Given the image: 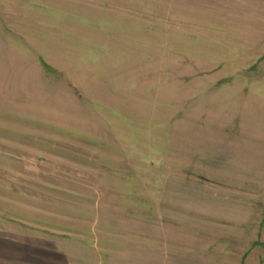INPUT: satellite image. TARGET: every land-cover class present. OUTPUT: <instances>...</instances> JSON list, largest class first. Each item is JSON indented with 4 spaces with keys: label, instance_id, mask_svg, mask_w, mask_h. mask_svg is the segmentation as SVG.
<instances>
[{
    "label": "rangeland",
    "instance_id": "rangeland-1",
    "mask_svg": "<svg viewBox=\"0 0 264 264\" xmlns=\"http://www.w3.org/2000/svg\"><path fill=\"white\" fill-rule=\"evenodd\" d=\"M0 239L264 264V0H0Z\"/></svg>",
    "mask_w": 264,
    "mask_h": 264
},
{
    "label": "crops",
    "instance_id": "crops-1",
    "mask_svg": "<svg viewBox=\"0 0 264 264\" xmlns=\"http://www.w3.org/2000/svg\"><path fill=\"white\" fill-rule=\"evenodd\" d=\"M0 241H1V239H0ZM20 242H23V241H20ZM29 242V241H28ZM27 241H25L24 243L25 244H27L28 243ZM19 243V242H18ZM18 243H16V242H12V254H14V255H16V254H20V255H22V256H27L28 254H27V252L25 251V248H27L26 246H24V245H22V246H19L18 245ZM4 244V243H3ZM2 246H5V245H2V244H0V247H2ZM31 248L30 249H32V242L30 241V245H29ZM24 247V248H23ZM11 250V249H10ZM30 256H33V255H31V254H29ZM34 255H36V256H38L39 254H34ZM40 256H42V255H40Z\"/></svg>",
    "mask_w": 264,
    "mask_h": 264
}]
</instances>
